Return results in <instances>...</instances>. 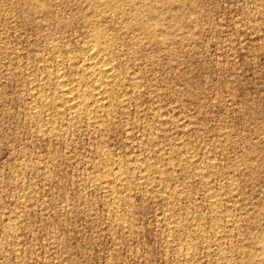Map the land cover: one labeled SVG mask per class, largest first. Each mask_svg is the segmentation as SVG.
<instances>
[{
	"label": "rangeland",
	"instance_id": "obj_1",
	"mask_svg": "<svg viewBox=\"0 0 264 264\" xmlns=\"http://www.w3.org/2000/svg\"><path fill=\"white\" fill-rule=\"evenodd\" d=\"M91 1L0 0V264H263L264 0ZM93 28L110 93L56 116Z\"/></svg>",
	"mask_w": 264,
	"mask_h": 264
},
{
	"label": "bare ground",
	"instance_id": "obj_2",
	"mask_svg": "<svg viewBox=\"0 0 264 264\" xmlns=\"http://www.w3.org/2000/svg\"><path fill=\"white\" fill-rule=\"evenodd\" d=\"M91 0H89V2H90ZM106 1V0H105ZM139 1V0H138ZM145 2H146V0H144ZM150 1V0H149ZM156 1V0H155ZM93 1H91V3H92ZM100 2V1H99ZM98 2V3H99ZM104 2V1H103ZM103 2H101V3H103ZM110 3H112V2H110ZM125 3V2H124ZM128 4H129V1L127 2ZM131 3V2H130ZM139 3V2H138ZM108 4V3H107ZM134 4V3H133ZM141 4V3H140ZM144 4V3H143ZM150 4V3H149ZM121 5H123V4H121ZM146 5V4H145ZM91 6H92V4H91ZM125 6V5H124ZM131 6V5H130ZM141 7V6H140ZM81 8V7H80ZM133 8V7H132ZM131 8V9H132ZM151 8V7H150ZM134 9V8H133ZM145 9V8H144ZM106 10V9H105ZM126 10V9H125ZM140 11V10H139ZM139 11H137V12H139ZM77 12V11H76ZM161 12V11H160ZM91 13V12H90ZM146 14V13H145ZM151 14V13H150ZM175 15V14H174ZM113 16V15H112ZM126 16V15H125ZM133 16V15H132ZM136 16V15H135ZM158 16H159V14H158ZM138 17V16H137ZM150 17V16H149ZM83 18H84V16H83ZM113 18V17H112ZM154 18H155V16H154ZM86 19H87V17H86ZM86 19H84L85 20V22H86ZM97 19H99L98 17H97ZM110 19V18H109ZM130 19H132V18H130ZM143 19V18H142ZM174 19V18H173ZM88 20V19H87ZM105 20V19H104ZM141 20V19H140ZM139 20V21H140ZM156 20H158V19H156ZM142 21V20H141ZM147 21V20H146ZM84 22V21H83ZM88 22H90V21H88ZM87 22V23H88ZM114 22H115V20H114ZM113 22V23H114ZM131 22H132V20H131ZM154 22V21H153ZM156 22V21H155ZM161 22V21H160ZM138 23V22H137ZM142 23H143V21H142ZM144 23H145V21H144ZM89 24V23H88ZM94 24V23H93ZM163 25V24H162ZM174 25H175V23H174ZM88 26V25H87ZM97 26V25H96ZM143 26V25H142ZM158 26V25H157ZM160 26V25H159ZM84 27V26H83ZM100 27V26H99ZM130 27V26H129ZM146 27V26H145ZM162 27V26H161ZM144 28V27H143ZM92 29V28H91ZM94 29V28H93ZM97 29V28H96ZM159 29V28H158ZM95 30V29H94ZM98 30V29H97ZM102 30V29H101ZM108 30V29H107ZM132 30H133V28H132ZM165 30V29H164ZM84 31V30H83ZM96 31V30H95ZM103 31H105V30H103ZM124 31H126V29L124 30ZM135 31V30H134ZM159 31V30H158ZM92 32V31H91ZM90 32V34H93V32L91 33ZM164 32V31H163ZM83 33H85V32H83ZM141 33V32H140ZM150 33V32H149ZM158 33V32H157ZM167 33V32H166ZM138 34V33H137ZM144 34V33H143ZM135 35V34H134ZM140 35V34H139ZM150 35V34H149ZM105 36V35H104ZM91 37V36H90ZM106 37V36H105ZM171 37V36H170ZM91 38H93L92 39V43H91V45L89 46L90 48L87 50V57H86V63H85V67H83L84 68V71L85 72H83L84 74H83V76L82 77H79V78H77L76 79V77H75V79H73V78H71L73 81L72 82H70L69 80H68V78H65V77H67V76H63V74L62 75H60L61 73H59V72H56V74L58 73V79L56 78V80H57V85L59 84V87H60V89H61V98L60 99H58V100H56L55 98H54V100H56V101H58V103L60 102V104L59 105H61L62 107H64V108H61V107H59L58 106V104H57V107L58 108H56V116H58L59 115V117H60V115H61V117L64 115H66V113L67 112H69L72 116H74V114H78L79 113V116H81L80 115V113H83V114H85L84 112H90V111H92V108H93V106H92V103L90 102V101H92V100H88L87 101V99H86V90L84 89V87H83V82L86 80V79H88V80H91V81H93L92 83H93V87H92V91L89 89V88H87L86 87V89H88V91L90 90L91 91V93L93 92V95L95 96L94 98L96 99V101H102V99L104 100L105 98L107 99V95L110 93L109 92V90H108V88L106 87V85L105 84H100L101 83V80L102 79H111L112 77H114V66H113V64H112V61L114 60V59H112V61L106 56V52L108 51V47H110V45H107V44H104V42L106 41H104L103 42V40L105 39V38H103V34L98 30V31H96L94 34H93V37H91ZM136 38V37H135ZM141 39V38H140ZM145 39H146V37H145ZM171 39V38H170ZM88 40V39H87ZM147 40V39H146ZM162 40V39H161ZM91 41V40H90ZM107 42V41H106ZM138 42V41H137ZM140 42V41H139ZM57 43V42H56ZM142 43V42H141ZM155 43V42H154ZM117 44V43H116ZM133 44V43H132ZM144 44V43H143ZM152 45H154V44H152ZM160 45V44H159ZM52 46V45H51ZM132 46V45H131ZM137 46V45H136ZM140 46H142V45H140ZM170 46V45H169ZM88 47V46H87ZM113 47V46H112ZM134 47V46H133ZM153 47V46H152ZM156 47H158V46H156ZM168 47V46H167ZM167 47H165V48H167ZM111 48V47H110ZM119 48H120V46H119ZM60 49V48H59ZM83 50V49H82ZM114 50V49H113ZM115 51V50H114ZM111 52V51H110ZM130 52H132V51H130ZM60 54V53H59ZM110 55V54H109ZM112 55V54H111ZM131 56V55H130ZM66 57V56H65ZM113 57V56H112ZM117 57V56H116ZM67 59V58H66ZM73 62V61H72ZM59 63H60V61H59ZM118 64V63H117ZM122 64H123V62H122ZM126 65V64H125ZM82 66V65H81ZM63 67V66H62ZM75 67V66H74ZM124 67V66H123ZM57 68H58V66H57ZM64 69H65V67H64ZM79 69V68H78ZM81 70H82V68H81ZM60 72H62V71H60ZM66 72V71H65ZM73 72V71H72ZM82 72V71H81ZM52 73V72H51ZM64 73V72H63ZM75 73H77V72H75ZM79 73V72H78ZM54 74V73H53ZM52 74V75H53ZM66 75V74H65ZM69 75V74H68ZM80 75H82V74H80ZM115 75H116V73H115ZM36 76V75H35ZM51 76V75H50ZM49 76V77H50ZM76 76H78L77 74H76ZM41 77H43V76H41ZM48 77V78H49ZM55 77V76H54ZM116 77H118L117 75H116ZM46 78H47V76H46ZM45 77H44V79H46ZM47 78V79H48ZM52 78V77H51ZM50 78V79H51ZM70 79V78H69ZM70 79V80H71ZM118 79V78H117ZM122 79V78H121ZM100 80V83L98 82ZM109 80H106V81H109ZM41 81V80H40ZM51 81H53V80H51ZM103 82H104V80H102ZM111 81V80H110ZM114 81H116V79H114ZM113 81V82H114ZM85 82H89V81H85ZM50 83V82H49ZM91 83V82H90ZM91 83V84H92ZM106 83V82H105ZM135 83V82H134ZM87 84V83H86ZM40 85V84H39ZM105 85V86H104ZM108 85V84H107ZM111 85H113V84H111ZM114 85H116V84H114ZM38 86V85H37ZM44 86H45V84H44ZM86 86V85H85ZM46 87V86H45ZM110 87H112V86H110ZM120 87V86H119ZM134 87V86H133ZM113 88V87H112ZM34 89V88H33ZM44 89V88H43ZM59 89V88H58ZM111 89V88H110ZM115 90V89H114ZM35 91V90H34ZM37 92V91H36ZM58 92H60V91H58ZM109 92V93H108ZM113 92V91H112ZM35 93V92H34ZM57 94V93H56ZM60 95V94H59ZM90 95V94H89ZM115 95V94H114ZM34 96V95H33ZM45 96V95H44ZM92 96V94L90 95V97ZM116 96V95H115ZM114 96V97H115ZM51 97V96H50ZM58 97V96H57ZM93 97V96H92ZM110 98V97H109ZM42 99H43V97H42ZM105 99V100H106ZM109 100V99H108ZM118 100V99H117ZM49 102V101H48ZM50 102H51V100H50ZM49 102V103H50ZM54 102V101H53ZM90 102V103H89ZM103 102V101H102ZM45 103V102H44ZM46 103H47V101H46ZM120 103V102H119ZM38 104V103H37ZM53 104H55V103H53ZM117 104V103H116ZM50 105H52V102L50 103ZM56 105V104H55ZM100 105H101V103H100ZM47 106H48V104H47ZM94 106H95V103H94ZM113 106V105H112ZM40 107H41V104H40ZM56 107V106H55ZM35 108V107H34ZM53 108V107H52ZM95 108V107H94ZM93 108V109H94ZM98 108V107H97ZM105 108V110H106V107H104ZM110 108V107H109ZM50 109V108H49ZM54 109V108H53ZM96 109V108H95ZM100 109H102V108H100ZM31 110V109H30ZM37 110V109H36ZM103 110V109H102ZM108 111H109V109H107ZM38 111V110H37ZM43 111V110H42ZM49 111V110H48ZM52 111L53 110H51V113H52ZM107 111V112H108ZM30 112V111H29ZM36 112V111H35ZM39 112V111H38ZM31 113V112H30ZM34 113V112H33ZM50 113V112H49ZM96 113V112H95ZM94 113V114H95ZM105 113V112H104ZM114 113V112H113ZM46 114V113H45ZM98 114V113H97ZM96 114V115H97ZM107 114V113H106ZM105 114V115H106ZM37 115V114H36ZM70 115V116H71ZM34 116V115H33ZM46 116V115H45ZM51 116H53V115H51ZM67 116V115H66ZM69 116V115H68ZM32 117V116H31ZM76 117V116H75ZM84 117V116H83ZM87 117V116H86ZM88 117H91V115L90 116H88ZM93 117V116H92ZM100 117V116H99ZM64 118V117H63ZM62 118V119H63ZM77 118V117H76ZM95 118V117H94ZM93 118V119H94ZM102 118V117H101ZM106 118V117H105ZM111 118V117H110ZM44 119V118H43ZM57 119V118H56ZM70 119V118H69ZM84 119H86V118H84ZM33 120V119H32ZM52 120V119H51ZM75 120V119H74ZM39 121V120H38ZM61 121V120H60ZM70 121V120H69ZM91 121V120H90ZM94 121H95V119H94ZM107 121V120H106ZM45 122V121H44ZM92 122V121H91ZM103 122H105V121H103ZM37 123V122H36ZM51 123H53V122H51ZM82 123V122H81ZM89 123V122H88ZM100 123H102V122H100ZM90 124V123H89ZM97 124V123H96ZM37 125V124H36ZM63 125V124H62ZM58 126V125H57ZM75 126V125H74ZM99 126V125H98ZM47 127H48V125H47ZM69 127V126H68ZM139 127V126H138ZM57 128V127H56ZM67 128V127H66ZM92 128H93V126H92ZM107 128H108V126H107ZM148 128V127H147ZM43 129V128H42ZM45 130V129H44ZM60 130V129H59ZM52 131H53V129H52ZM68 131V130H67ZM98 131V130H97ZM62 132V131H61ZM96 132V131H95ZM101 132V131H100ZM57 133V132H56ZM63 133V132H62ZM42 134V133H41ZM101 134V133H100ZM53 135V134H52ZM43 136V135H42ZM46 136V135H45ZM208 157V156H207ZM139 158V157H138ZM189 158V157H188ZM145 159V158H144ZM136 160V159H135ZM138 160V159H137ZM191 161V160H190ZM149 162H151V161H149ZM149 162H148V164H149ZM154 162V161H153ZM141 163V162H140ZM152 163V162H151ZM147 164V163H146ZM146 164H144V165H146ZM153 164V163H152ZM156 164V163H155ZM143 165V166H144ZM151 165V164H150ZM148 166V165H147ZM130 167V166H129ZM134 167V166H133ZM140 167V166H139ZM207 167V166H206ZM108 168V167H107ZM106 168V169H107ZM126 168V167H125ZM147 168V167H146ZM155 168V167H154ZM110 169V168H109ZM109 169H107V170H109ZM138 169V168H137ZM148 169V168H147ZM150 169V168H149ZM116 170V169H115ZM124 170V169H123ZM127 170H129V169H127ZM153 170V169H152ZM199 170V169H198ZM205 170V169H204ZM139 170H137V172H138ZM144 171V170H143ZM108 172V171H107ZM147 172H149V171H147ZM110 173V172H109ZM126 173V172H125ZM131 173V172H130ZM107 174V173H106ZM128 174V173H127ZM132 174V173H131ZM136 174V173H135ZM140 174V173H139ZM144 174V173H143ZM142 174V175H143ZM164 174V173H163ZM197 174H199V173H197ZM103 175V174H102ZM133 175V174H132ZM131 175V176H132ZM150 175H152V173L150 174ZM106 176V175H105ZM104 176V177H105ZM108 176V175H107ZM137 176V175H136ZM162 176V175H161ZM206 176V175H205ZM103 177V176H102ZM143 177H144V175H143ZM147 177V176H146ZM201 177H202V175H201ZM107 179H106V182L105 183H107V185L106 186H109V185H111V184H115L116 185V187H118V186H120V188L122 187V189H123V191H125L124 189H126L125 187H126V185H127V178L124 176V173L123 172H116V173H114V174H112L111 173V175H110V177H106ZM140 178V177H139ZM102 179V178H101ZM104 179V178H103ZM147 179H149V178H146V180ZM131 180V179H130ZM140 180V179H139ZM145 180V181H146ZM102 181V180H101ZM142 182H144L143 180H141ZM148 181V180H147ZM132 182H134V181H132ZM151 182H153V181H151ZM128 183H129V181H128ZM148 183V182H147ZM149 183H150V181H149ZM100 184V183H99ZM142 184V183H141ZM145 184V183H144ZM151 184V183H150ZM131 185V184H130ZM139 185V184H138ZM143 185V184H142ZM147 185V184H146ZM125 186V187H124ZM129 186V185H128ZM134 186V185H133ZM102 187H103V183H102ZM111 187V186H110ZM113 187V186H112ZM229 187V186H228ZM107 188V187H106ZM153 188V187H152ZM105 189V188H104ZM113 189V188H112ZM122 189H120V190H122ZM107 190V189H106ZM108 190H110V189H108ZM116 190V189H115ZM118 190V189H117ZM116 190V191H117ZM112 191V190H111ZM128 191V190H127ZM154 191V190H153ZM152 191V192H153ZM155 191H156V189H155ZM104 192H105V190H104ZM110 194H111V192L110 191H108ZM119 192V191H118ZM121 192V191H120ZM119 192V193H120ZM212 192V191H211ZM112 193H114V192H112ZM129 193V192H128ZM118 194V193H117ZM121 194V193H120ZM27 195V194H26ZM113 195H116V194H113ZM124 196H125V194H123ZM126 195H128V194H126ZM164 195V194H163ZM111 196H112V194H111ZM212 196V195H211ZM113 197V196H112ZM118 197H120V195L118 196ZM122 197V196H121ZM126 197V196H125ZM115 198H116V196H115ZM174 198V197H173ZM119 199V198H118ZM128 199V198H127ZM180 199V198H179ZM183 199V198H182ZM120 200V199H119ZM118 200V201H119ZM124 200V199H123ZM220 200V199H219ZM115 201H117V198H116V200ZM215 201H217V200H215ZM119 203V202H118ZM218 204V203H217ZM18 214H16V216H17ZM169 215V214H168ZM120 218V217H119ZM179 220V219H178ZM119 221V220H118ZM123 221V220H122ZM175 221H177V220H175ZM180 221V220H179ZM124 222H125V220H124ZM174 224V223H173ZM214 224H216V223H214ZM12 225V224H11ZM176 225H178V224H176ZM172 226V225H171ZM175 226V225H174ZM179 226V225H178ZM215 226V225H214ZM173 227V226H172ZM176 227V226H175ZM200 227V226H199ZM176 228H179V227H176ZM174 229V228H173ZM217 229V228H216ZM215 229V230H216ZM184 230V229H183ZM197 230V229H196ZM200 230V229H199ZM187 231V230H186ZM207 235V234H206ZM180 237V236H179ZM173 240V239H172ZM219 240V239H218ZM189 241V240H188ZM263 242V241H262ZM255 243V242H254ZM210 247V246H209ZM250 247V246H249ZM260 248V247H259ZM256 249V248H255ZM260 249H262L261 251V253H262V255L264 256V246H262V248H260ZM220 250V249H219ZM189 251V250H188ZM230 251V250H229ZM253 252V251H252ZM259 252V251H258ZM187 253V252H186ZM186 253H184V255L186 254ZM182 254H183V252H182ZM188 254V253H187ZM257 254V253H256ZM256 254H254V255H256ZM190 255V254H189ZM249 255V254H248ZM261 255V256H262ZM191 256V255H190ZM190 256L188 257H186V259L187 260H184L185 262L186 261H188L189 263L190 262H192L191 261V258H190ZM225 256V255H224ZM241 256V255H240ZM260 255H258L257 257H259ZM262 256V257H263ZM193 257V256H192ZM184 258V257H183ZM182 258V259H183ZM224 258H226V257H224ZM228 258V257H227ZM193 260H194V258H192ZM222 259H223V257H222ZM245 259V258H244ZM260 259V261L262 262V260H261V257L259 258ZM259 259H257V262H258V260ZM263 259V258H262ZM180 260H181V257H180ZM252 261L251 262H255V259L253 258V259H251ZM254 260V261H253ZM264 260V259H263ZM250 262V261H249ZM187 263V262H186ZM194 263H196V262H193V264ZM248 264V263H247ZM262 264V263H261ZM263 264H264V262H263Z\"/></svg>",
	"mask_w": 264,
	"mask_h": 264
}]
</instances>
